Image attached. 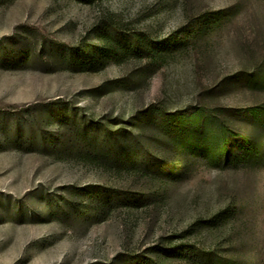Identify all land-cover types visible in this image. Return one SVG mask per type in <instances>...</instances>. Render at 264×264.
I'll list each match as a JSON object with an SVG mask.
<instances>
[{
  "label": "rangeland",
  "instance_id": "1",
  "mask_svg": "<svg viewBox=\"0 0 264 264\" xmlns=\"http://www.w3.org/2000/svg\"><path fill=\"white\" fill-rule=\"evenodd\" d=\"M239 1L0 0V264H124L154 244L170 243L215 244L246 264H264V157L254 168L202 165L164 191V185L128 179L76 156L54 158L44 141L75 134L74 113L82 120L113 118L118 128L151 103H212L204 90L217 76L264 56V0H242L247 10L228 35L208 44L176 46L181 37L175 35L189 16ZM104 27L116 41L122 39L115 29H122L169 50L162 57L107 53L98 70H81L78 52L86 44L101 47ZM143 60L164 61L139 79L134 75ZM216 98L246 106L249 95L236 90ZM106 188L122 203L92 221L95 201L82 212L78 206L89 202L88 192L102 195ZM143 191L152 198L127 203ZM233 202L242 210L213 230L214 238L192 230Z\"/></svg>",
  "mask_w": 264,
  "mask_h": 264
},
{
  "label": "trees",
  "instance_id": "2",
  "mask_svg": "<svg viewBox=\"0 0 264 264\" xmlns=\"http://www.w3.org/2000/svg\"><path fill=\"white\" fill-rule=\"evenodd\" d=\"M245 10L246 5L240 0L231 8L206 9L189 16L183 30L180 29L175 35V39L181 37L176 46L188 43L208 44L213 39L228 35L229 27ZM249 16L255 17V14L251 12ZM108 29L104 27L100 34L101 47L98 48L94 44L88 47L86 44L78 52L81 70H98L103 66L105 60L102 58L107 53L126 58L134 52L142 51L162 57L164 51L169 50L164 46L155 49L150 38L122 29L115 30L120 39L127 41H116ZM27 55L30 54L23 57ZM251 58V61L247 60L248 64L241 63L235 71L220 74L205 88L204 92L213 99L212 103L201 101L180 108H170L163 102L151 103L145 109L135 111L132 118L120 122L124 125L118 128H115L118 122L113 118L106 119L107 122L93 118L82 120L74 113V120L71 122L77 129L75 134L67 141L61 133L50 134L44 141L53 151L51 155L54 158L76 156L83 163L128 179H146L160 186L164 185V191L169 183L186 179L188 173L202 165L254 168L264 157V56ZM163 61L143 60L141 72L134 76L144 79L152 65ZM236 90L249 95L246 106H229L214 102L216 97L231 94ZM75 110H78L77 106L74 112ZM57 111L59 112L56 110L47 119L56 117ZM69 121L60 120L61 125H66ZM112 193L114 190L111 188H106L102 195L88 192L85 196L89 202L81 203L78 209L82 212L95 201L96 205H91L93 211L89 217L92 221H100L106 211L122 203ZM140 196L137 201L127 203L134 206L152 198L145 191ZM231 207L233 209H230ZM235 207H238V202H233L226 210L217 211L208 219L198 220L192 230H205L214 238L213 230L224 229L232 221L233 215L242 210H236ZM177 263L246 264V261L220 253L215 244L192 246L170 243L154 244L124 264Z\"/></svg>",
  "mask_w": 264,
  "mask_h": 264
}]
</instances>
